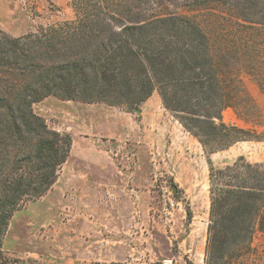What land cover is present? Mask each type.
I'll list each match as a JSON object with an SVG mask.
<instances>
[{
    "label": "trees",
    "instance_id": "obj_1",
    "mask_svg": "<svg viewBox=\"0 0 264 264\" xmlns=\"http://www.w3.org/2000/svg\"><path fill=\"white\" fill-rule=\"evenodd\" d=\"M186 1L192 6L174 12L169 5L176 7V0H76L73 20L20 36L0 29V264H8L2 242L13 213L49 189L70 153L71 136L50 128L33 110L48 95L137 111L157 90L207 153L212 264L223 263L231 245L251 248L255 233L264 229V162L239 156L214 167L210 154L260 137L222 120L229 105L226 75L209 53L197 16L217 18L216 6L224 4L232 14L224 33L239 31L243 51L260 38L264 48V0ZM259 76L264 92V66Z\"/></svg>",
    "mask_w": 264,
    "mask_h": 264
},
{
    "label": "rangeland",
    "instance_id": "obj_2",
    "mask_svg": "<svg viewBox=\"0 0 264 264\" xmlns=\"http://www.w3.org/2000/svg\"><path fill=\"white\" fill-rule=\"evenodd\" d=\"M75 1L0 0V29L9 35L20 36L36 32L39 26L73 20L76 17ZM176 3V7L169 5V10L179 12L183 7L192 6L186 0H176ZM149 5L155 4L150 2ZM216 8L215 15L219 21L223 19L221 23L214 22L217 18L208 16L209 13L196 15L206 29L209 53L226 75L224 99L229 105L222 110V120L248 129L253 137L260 139L237 141L212 152L210 159L214 167H222L239 156L252 163H263L264 92L256 80L264 66L261 38L254 41L252 50L243 51L247 48L236 36L239 31L234 28L232 33H224L230 27L226 17L232 14L224 4L219 3ZM222 46L229 49L222 50ZM250 60L256 69L252 70L254 66ZM154 92L161 99L159 92ZM141 105L139 110L129 111L125 104L61 99L55 95L33 103L34 112L50 128L68 133L72 142L69 156L59 168L55 182L44 194L24 201L13 213L2 242L8 264H193L183 255L179 245H205L203 261L199 264H212L205 228L210 205L207 170L194 161L181 164L182 170L192 166L197 169L194 178L197 182L188 178L185 186L194 198L191 201L184 188L179 186V180L170 173L176 163L153 159V152L157 151L148 145L141 148L134 140ZM165 111L180 123L168 109ZM233 118L239 121H233ZM115 130L119 132L113 136ZM184 131L189 139L202 147L207 158L197 137ZM84 152L87 155L94 153V157L89 155L87 159L92 157L100 165L113 161L121 173L127 165L131 168L125 180L129 185L122 211H117L115 204L111 207L106 169L91 172L83 164L81 167L85 169L82 171L75 169L80 167L77 155ZM84 161L82 159V163ZM137 163L142 171L135 191L131 183L137 176L132 170ZM113 175L119 181L117 185H121L122 174ZM80 178L85 179L86 184L81 195ZM193 221L197 224L191 226ZM221 264H264V229L255 233L249 249L235 245L227 247Z\"/></svg>",
    "mask_w": 264,
    "mask_h": 264
},
{
    "label": "crops",
    "instance_id": "obj_3",
    "mask_svg": "<svg viewBox=\"0 0 264 264\" xmlns=\"http://www.w3.org/2000/svg\"><path fill=\"white\" fill-rule=\"evenodd\" d=\"M161 103V99H159V97L156 95V92H153L152 95L142 103L139 121L137 124L138 135L135 131L136 138L134 140H136L141 148H145L146 145L151 148L153 147V149L157 151L153 152V159H162L164 161L168 160L172 163H176L174 164L175 167L172 168V171H170V173L173 174V176H175L177 180H179V186H182L184 188L185 193L188 194L187 197H189L191 201H194L192 194H190L188 190L185 189V186H187L186 181L188 178L194 179L196 177V166H192L191 168L187 167L182 170L181 164L188 160L194 161L195 163L197 162L203 169L207 170L208 174L209 169L206 155L200 145L186 136L183 126L178 123V121L175 120L172 115L166 112L164 107H161ZM232 120L239 121L236 118H233ZM116 131L117 130L114 131L113 136L117 135V133L119 132L118 131L116 133ZM156 154L158 155L156 156ZM89 155L94 157V153L92 152ZM89 155H87V153L85 152L79 153V155H77V158L80 161V167L77 168L76 166L75 169H80L82 171L85 168H89L91 172L96 169H106V185L107 192L110 195L109 201L112 203L111 207L114 208L113 204H115L117 211H122V207L124 206L123 202L124 200H127L125 195L128 194V191L126 189H128L127 185H129L126 184L127 182L125 183V180L127 181V172L128 170H131V168L127 165V171L125 170V168H122V171H124V173H121L118 165L113 161L111 162L112 164H109L107 162L105 163V165H100L99 163L94 162L92 160V157H90V160H88L87 157ZM82 159L85 160L83 163ZM82 164L84 165V167L86 165L88 167L82 168ZM125 164H122V166H124ZM132 170L137 175L136 178L135 176L132 178L131 183L134 186L133 189L136 191V187L139 185V173L140 171H142V167L137 163L136 168L134 167ZM114 173H120V175L122 174V178L120 177L119 179L122 181L121 185H117V182L119 181L114 179ZM91 175L93 176V173H91ZM194 181L196 183L197 179H194ZM85 185V179L82 180L80 178V195L83 194V191H85ZM76 191H78V189H76ZM81 197V202H85L83 196ZM113 214L114 213L112 212L111 215ZM194 224L197 223L193 221V223H191V226H194ZM205 228L207 229V226ZM179 248L181 249L183 255H185L191 262H193V264H199L203 261L205 245H179Z\"/></svg>",
    "mask_w": 264,
    "mask_h": 264
},
{
    "label": "built area",
    "instance_id": "obj_4",
    "mask_svg": "<svg viewBox=\"0 0 264 264\" xmlns=\"http://www.w3.org/2000/svg\"><path fill=\"white\" fill-rule=\"evenodd\" d=\"M171 205H173V203H171Z\"/></svg>",
    "mask_w": 264,
    "mask_h": 264
}]
</instances>
